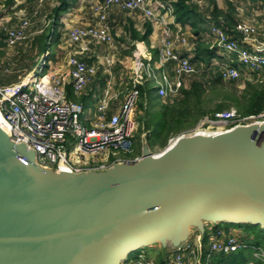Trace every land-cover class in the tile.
I'll return each instance as SVG.
<instances>
[{"label":"water","instance_id":"obj_1","mask_svg":"<svg viewBox=\"0 0 264 264\" xmlns=\"http://www.w3.org/2000/svg\"><path fill=\"white\" fill-rule=\"evenodd\" d=\"M106 170H56L0 125V264H123L207 223L264 229V124L177 137Z\"/></svg>","mask_w":264,"mask_h":264},{"label":"built area","instance_id":"obj_2","mask_svg":"<svg viewBox=\"0 0 264 264\" xmlns=\"http://www.w3.org/2000/svg\"><path fill=\"white\" fill-rule=\"evenodd\" d=\"M88 2L95 21L70 26L54 61L46 63L51 55L48 48L39 55L45 59L43 64H36L28 77L12 84L0 85V118L6 124L12 140L26 143L36 152L39 164L56 170H106L119 162L130 163L140 159L141 152L137 153L134 146L135 133L139 127L136 111L141 97L140 86L148 79L155 80L158 96L164 100L178 95L199 72L193 60L195 57L181 51L194 48L189 35L181 27L174 31L166 21L167 16L173 14V1ZM190 2L201 3L200 0ZM40 6L32 12H26V7L19 9L23 18L19 17L15 26L5 29L4 42L7 46L9 43L15 45L20 41L18 39L25 40L32 34H29V29L36 22L33 17L39 14ZM114 7L129 12L140 11L153 25L162 27L159 63L164 65L173 61V73L155 71L150 62L145 61L146 57L134 53L130 79L121 82L125 86L118 92H114L112 82H108L96 102L95 116L89 118L90 125H87L82 119L83 105L69 98L67 87L70 85L76 95H81L97 75L99 64L89 62L88 58L95 53L96 45H114L115 34L109 22V12ZM210 24L208 34L202 40L214 53L228 57L223 64L216 62V65H220L222 80L232 82L239 79L244 71L250 73L247 79L256 75L264 81V38L259 36V24L241 21L232 28L212 21ZM42 31L43 28L36 33ZM106 61L109 66L114 63V59ZM46 64L48 68L45 71ZM253 123L264 124V108L258 113L243 114L233 106L204 116L194 130L182 135L195 134L200 130L219 133ZM175 139L170 138L168 145ZM152 150L154 153L161 151ZM222 224L229 229L226 230ZM232 226L227 223H207L204 234L197 231L188 241L166 254L160 251L158 256L151 255L142 249L131 254L123 264H211L216 254H229L247 247ZM256 253L262 254L260 256L264 259V253L258 252L257 248Z\"/></svg>","mask_w":264,"mask_h":264},{"label":"crops","instance_id":"obj_3","mask_svg":"<svg viewBox=\"0 0 264 264\" xmlns=\"http://www.w3.org/2000/svg\"><path fill=\"white\" fill-rule=\"evenodd\" d=\"M166 2H172L173 4L176 0H163ZM201 3L195 2L193 3L196 5L195 7L198 8V16L196 18H191V21L194 22V27H192L189 23L181 24L177 22L175 16L173 14H169L166 18V21L169 23L170 27L176 31L179 27L182 28L184 32H186L191 40V43L194 48L191 50L188 49H181V51L185 54L191 53L195 58L193 59L195 62L197 59L203 61L204 57V48L197 47V42L195 38L200 36L201 41H203L206 45L207 42L202 40L205 35L208 34L210 29V21L224 24L235 25L237 22L247 21V22H257L259 24L261 38H264V0H200ZM70 7L68 11L63 13L60 17V23L56 29L52 31V40L56 39V42L51 43L50 52L51 55L46 59V63H50L57 58V54L60 53V47L63 43L62 40L66 38V32L70 26L75 25H86L88 23H92L95 21V16L93 15L91 8L89 6L88 0H68ZM217 6L219 9L223 11V14L229 17V21L225 20L223 16H219L216 18L211 13L206 14L204 10L207 8L208 10H212L214 6ZM93 16V18H91ZM223 17V18H222ZM220 18V19H219ZM218 21V22H217ZM109 22L112 26L113 32L115 34V43L114 45H110V52L105 55H101L97 50L100 45H96L94 47L95 53L91 54V57L88 58V61L91 63L102 64L99 67L97 75L92 79V81L88 84L85 91L81 95H76L69 85L67 87L68 96L70 99L79 102L84 107L83 114V121L90 125L89 118L93 119L96 113L95 105L98 98L104 90L108 82H112L114 92H118L124 88L118 89L115 87L116 80L112 79L113 77V69L114 65L116 64V58L126 65V68L132 67L134 53L138 52L145 58V61H149L152 68L155 71L166 70L169 73H173L174 62L169 61L164 65L159 63V48L161 46V38H162V27L160 25H151V30L148 33L147 40L138 39L134 37V33L138 34L139 36L146 35L149 30L147 23L149 22L146 19L142 12L140 11H123L118 7H114L109 12ZM150 23V22H149ZM229 27V26H228ZM203 45V44H202ZM98 58V59H97ZM107 59H114V63L109 66L107 64ZM215 59V62L213 61ZM101 60V62H100ZM228 57L224 55H218L215 53V56L210 60V65H216V62H226ZM198 61V60H197ZM197 64V62H196ZM219 65V64H218ZM160 69H158V68ZM220 68V65H219ZM218 68V69H219ZM220 71V69H219ZM122 82V81H121ZM154 83L155 88L157 90V84L155 80L148 79L144 85L145 88L148 86L149 83ZM69 90L73 94L70 96ZM160 98V97H159ZM122 99V98H120ZM144 101H146V105L149 104L148 96L145 97ZM143 101V105H144ZM141 102V100H140ZM146 105H144L145 108ZM146 109V108H145ZM143 129L145 127V122L142 120ZM135 138V137H134ZM144 138V137H143ZM141 139L137 140V147L135 150L137 153L142 151V141ZM140 143V145H139ZM161 251V249H160Z\"/></svg>","mask_w":264,"mask_h":264},{"label":"trees","instance_id":"obj_4","mask_svg":"<svg viewBox=\"0 0 264 264\" xmlns=\"http://www.w3.org/2000/svg\"><path fill=\"white\" fill-rule=\"evenodd\" d=\"M53 1H55L56 5L50 9L51 14L49 20L51 26L43 32L36 33L37 35L34 39L35 44L38 45L39 48V55L50 48L51 43L56 42V39L52 40V31L58 27L60 17L66 12L69 6L68 0ZM11 2L12 0L9 1V4H11ZM193 3L195 2H190V0H176L174 2L173 15L177 22L183 25L189 23L194 27V22L191 21V18H196L198 16V8L195 7L196 5ZM40 4L41 6L39 8V14L36 16V22H41L43 14L49 12H44L46 11V5L43 6V0L40 1ZM40 4L38 3L37 6L28 11L32 12ZM42 6L43 8H41ZM204 12L206 14L211 13L216 18L223 16L225 20L229 21V17L227 15L225 16L223 11L216 5L212 10L206 8ZM149 22L147 23L149 28L148 32H146L147 34L139 36L134 33L135 38L147 40L148 33L151 30V22ZM227 25L232 28L236 24ZM195 39L197 47L203 46L204 48L203 51L205 55L202 58L203 61L210 64V60L215 56V53L209 49L208 45L201 41L200 36ZM47 68L48 64L45 65V71ZM31 69H33V67H31ZM196 75L190 79L189 85L183 87L178 95L167 97L164 100L160 99V107L154 108L151 112L149 111L148 118L145 116L143 118L146 129L155 133V137L162 147L166 146L168 139L172 135L176 136L181 134L183 130L195 126L202 117L233 107V104H235L236 108L243 114L258 113L264 108V81L259 79L256 75L243 81V90L241 92L236 89L229 90L226 88L229 86L228 84H233L234 81L238 79L228 83L224 82L221 78L219 69L216 79L208 84L203 80L194 79ZM0 82L3 81L0 80ZM12 83L15 82H4L0 83V85ZM235 84L237 83L235 82ZM140 88L143 99H145V97L147 98L148 87L145 88L144 86H140ZM72 90L73 89H71V91ZM71 91L69 90V94L73 98L74 96ZM139 105L144 107L143 101L139 102ZM239 226L242 227L241 232L238 231L234 233L241 237L249 247H242L229 254L215 255L211 260V264H249L251 261H255L257 264L264 263L262 256L255 257L252 254V250H256V248L258 252L264 253V229L260 225L252 224H242ZM224 227L226 230L229 229L226 226ZM206 240L207 237L205 241Z\"/></svg>","mask_w":264,"mask_h":264},{"label":"rangeland","instance_id":"obj_5","mask_svg":"<svg viewBox=\"0 0 264 264\" xmlns=\"http://www.w3.org/2000/svg\"><path fill=\"white\" fill-rule=\"evenodd\" d=\"M9 1L10 0H1V3H0V80L3 81L0 83H4V82L8 83L10 81L18 82L21 79L28 77L30 75V73L33 70L31 69V67L34 68L36 64L38 66H41L43 64V61L45 59L43 60L41 56L39 57V48H38V45L35 44L34 39H35V36L37 35L36 31L42 28L44 31L48 29L49 26H51L49 23L50 14H51L50 9H52V7L56 5L55 1L53 0H43V6L46 5V8H45L46 11L44 12H47V11L49 12H47L46 14H43L41 22H34L36 20V17H33L34 23H33L32 28L29 29V34L30 33L32 34L29 35V37L26 38L25 40L18 39L20 41H18L15 45L9 43V45L7 46L6 43L3 42L5 38V29L11 26H15L17 22L19 21V17L21 19L23 18L19 9L26 6V12H29L28 10H31L32 8L37 6L38 3L40 4L41 0H12L11 4H9ZM43 6L41 8H43ZM69 7L70 5L67 7L66 11H68ZM91 18H93V16H91ZM110 48H112L110 45L102 44L100 47L97 48V50L99 51L101 55H105L108 52H110ZM197 60L196 62H197V67L199 69V72L197 73L194 79L203 80L207 84L211 81H214L218 73L219 65L211 66L210 64H207L206 62L202 61L201 58ZM100 66H102V64H100ZM246 73L247 72L243 71L241 74L242 76L238 80L234 81L233 84H228L229 86H227L226 88H228L229 90L236 89L239 92H241L243 90V81H245L247 79L246 77L248 76V74H250V73L248 74ZM130 75L131 73H130L129 68H126V65L120 62L116 58V64L114 65L112 79L116 80L115 87L117 88V90L125 86V84H121V81H128L130 79ZM235 82L237 84H235ZM147 87H148L149 104L147 106L146 101H144L143 97L142 96L140 97V100L144 101V105H146L145 107L146 109L142 108L139 105L136 111V119L139 123V127L135 133L134 146L135 148L137 147L136 139L143 138L144 133L146 132L152 149L157 150V151L162 150L159 153L161 154L162 152L166 151L167 148L165 147L168 145V143L166 144L165 147L160 146L157 138L155 137V133L152 132L151 130H148L145 128L143 129V123L141 122L144 116L148 118L149 111L151 112L154 108L160 107L161 105V101L158 96L154 83L150 82ZM94 105L96 109L95 102H94ZM233 106L236 107L235 104H233ZM0 125L3 126L4 128H7V126L1 120H0ZM196 125L191 128H187L183 130L182 133L179 135H176V136L172 135L170 138H173V137L177 138L183 133H189L190 131L195 129ZM170 138L168 139V142ZM151 142H152V145H151ZM175 142H176V139L168 146L171 147L172 145L175 144ZM232 225H233L231 227L232 229H235L236 232L238 231L241 232L242 227H240L239 224L237 225L232 224ZM222 226H225V224H222ZM194 233L196 234V229H194ZM160 249H161L160 245L144 247V251L146 253H149L151 255H157V256L161 254ZM134 253L136 254V252ZM252 254L255 257L262 255V254H257L255 249L252 250ZM251 262L255 263V261H251ZM251 262H249V264Z\"/></svg>","mask_w":264,"mask_h":264},{"label":"bare ground","instance_id":"obj_6","mask_svg":"<svg viewBox=\"0 0 264 264\" xmlns=\"http://www.w3.org/2000/svg\"><path fill=\"white\" fill-rule=\"evenodd\" d=\"M0 120H1V118H0ZM4 124H5V123H4ZM5 125H6V124H5ZM197 133L200 134V135H204V134H212V133H208V132H206V131H204V130H200V131H198ZM195 134H196V133H195ZM172 146H173V145H172ZM172 146H171V147H172ZM168 147H170V146L167 145L165 148H168ZM165 148H164V149H165ZM161 151H162V150H161ZM161 151H160V152H161ZM162 153H164V152H162ZM162 153H161V154H162ZM158 155H160V154H158Z\"/></svg>","mask_w":264,"mask_h":264}]
</instances>
